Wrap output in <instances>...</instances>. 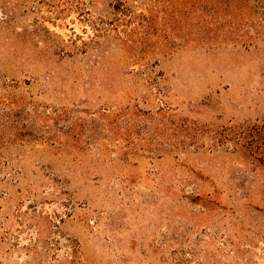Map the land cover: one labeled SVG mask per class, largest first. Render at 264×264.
<instances>
[{
  "label": "rangeland",
  "instance_id": "rangeland-1",
  "mask_svg": "<svg viewBox=\"0 0 264 264\" xmlns=\"http://www.w3.org/2000/svg\"><path fill=\"white\" fill-rule=\"evenodd\" d=\"M0 264H264V0H0Z\"/></svg>",
  "mask_w": 264,
  "mask_h": 264
}]
</instances>
